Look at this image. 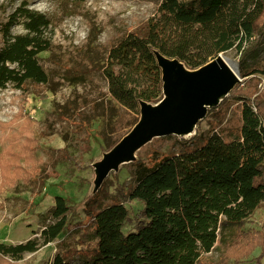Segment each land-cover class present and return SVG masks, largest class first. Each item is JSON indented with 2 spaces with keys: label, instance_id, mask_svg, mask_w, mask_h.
Returning a JSON list of instances; mask_svg holds the SVG:
<instances>
[{
  "label": "trees",
  "instance_id": "16d2710c",
  "mask_svg": "<svg viewBox=\"0 0 264 264\" xmlns=\"http://www.w3.org/2000/svg\"><path fill=\"white\" fill-rule=\"evenodd\" d=\"M21 23L25 33L13 34ZM51 20L23 2L2 25L0 90L27 82L46 85L49 77L38 56L51 48L46 32ZM264 35V0H163L160 14L143 22L109 50L103 62L110 93L131 115V131L141 117L142 102L157 104L163 97V71L157 53L196 70L247 39L258 47ZM92 69L98 60L87 56ZM102 68V66H101ZM77 76L79 71L76 72ZM75 77V72L70 74ZM69 77V79L71 78ZM241 126L233 139L218 132L180 138L178 152H155L130 163L131 183L117 197L105 199L106 182L84 204V228L93 230L94 243L55 256L52 264H244L257 248L255 264H264V221L260 230L245 229L248 220L264 209V91L242 99ZM104 116L113 127L117 113ZM217 110L208 111L207 117ZM21 131L0 154V189L30 181L43 160L37 154L34 120L23 113ZM128 131V133L130 132ZM127 134V133H126ZM138 200L132 216L128 203ZM53 222L40 236L20 244L0 243V264H22L68 231L78 219L62 196L54 197ZM223 218L220 220V217ZM131 223L128 231H123ZM228 231L218 239L217 230ZM215 247L218 257L203 259Z\"/></svg>",
  "mask_w": 264,
  "mask_h": 264
},
{
  "label": "rangeland",
  "instance_id": "374dc122",
  "mask_svg": "<svg viewBox=\"0 0 264 264\" xmlns=\"http://www.w3.org/2000/svg\"><path fill=\"white\" fill-rule=\"evenodd\" d=\"M23 2L51 20L46 32L51 38V48L38 56L49 82L46 85L27 82L24 90L13 85L0 90V154L12 136L20 133L23 113L34 120L37 154L43 163L30 181L0 189V243L20 244L40 236L44 227L53 222L50 209L54 197L62 196L78 212V219L68 231L37 252L26 254L21 262L52 264L57 254L94 243L93 230L84 228V202L98 188L99 166L130 133L126 122L131 115L125 114V108L110 93L102 64L109 50L130 31L160 14L163 0H0V49L4 44L2 25ZM11 32L26 31L18 23ZM240 43V49L235 47L223 54L240 82L215 106L217 110L184 138L196 133L209 137L218 132L223 138L233 139L236 135L231 131L241 126L242 99L264 91V35L258 47L245 57L243 52L253 45L252 41L237 40L236 46ZM87 56L98 60V70L92 69ZM72 71L75 77L70 75ZM107 107L118 115L113 127L104 116ZM180 138L178 135L155 137L136 150L134 158L149 159L155 152H178ZM130 163L119 164L105 177V191L110 196L105 203L117 197L122 186L131 183ZM127 207L133 216L141 210L142 203L134 200ZM263 221L264 209H260L248 220L245 229L260 230ZM131 227L128 223L123 231ZM225 231L217 230L218 239ZM217 245L218 242L210 252H204L203 259H217ZM260 254L261 249L257 248L244 264H255L254 259ZM81 262L80 256L72 260L73 264Z\"/></svg>",
  "mask_w": 264,
  "mask_h": 264
},
{
  "label": "water",
  "instance_id": "95a60500",
  "mask_svg": "<svg viewBox=\"0 0 264 264\" xmlns=\"http://www.w3.org/2000/svg\"><path fill=\"white\" fill-rule=\"evenodd\" d=\"M157 60L163 71L164 97L156 107L142 102L139 122L99 166L96 191L112 169L121 163L136 160V150L151 139L191 135L197 124L207 117L208 111L218 105L234 85L240 82L238 74L223 54L196 70H189L177 59L159 53Z\"/></svg>",
  "mask_w": 264,
  "mask_h": 264
},
{
  "label": "bare ground",
  "instance_id": "6f19581e",
  "mask_svg": "<svg viewBox=\"0 0 264 264\" xmlns=\"http://www.w3.org/2000/svg\"><path fill=\"white\" fill-rule=\"evenodd\" d=\"M229 63V62H228ZM229 65L231 66V68L234 70V67H233V65L231 64V63H229ZM184 68V67H183ZM184 70H186L185 68H184Z\"/></svg>",
  "mask_w": 264,
  "mask_h": 264
}]
</instances>
